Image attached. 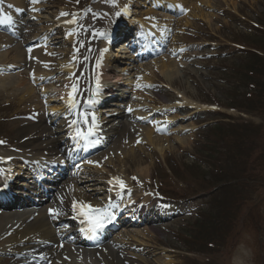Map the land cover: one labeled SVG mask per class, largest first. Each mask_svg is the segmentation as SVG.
<instances>
[{"label": "rangeland", "instance_id": "374dc122", "mask_svg": "<svg viewBox=\"0 0 264 264\" xmlns=\"http://www.w3.org/2000/svg\"><path fill=\"white\" fill-rule=\"evenodd\" d=\"M156 4L154 0H40L36 4L0 0V140L9 147L25 149L16 146L21 133L50 117L45 90L62 85L64 78L69 80L65 84L69 92L73 85L77 89L76 106L67 116L80 119L81 113L90 115L85 101L95 76L102 72L98 66L107 63L104 55L109 52L112 57L107 67L129 73L122 76L127 81L122 80L125 85L115 91L113 99L123 96L119 114L131 107L125 115L140 117L129 119L126 115L122 120L149 129L157 142L151 146L136 131L125 130L111 141L106 138L87 158L109 154V163H102L103 175L94 167L73 170L89 201H109L112 177L132 179L133 193L152 196L153 211L163 219L149 229L148 247L140 249L138 242L132 243L140 252L128 249L124 246L127 241L119 238L125 264H264V184L242 203L233 202L220 193L216 180L226 170L220 169L219 162L218 169L213 161L217 157L214 142L229 126L259 127L263 122L258 107L264 102V0H186L177 11ZM125 5L127 12L122 11ZM62 12L69 15L61 16ZM117 12L121 15L116 16ZM30 13L39 17L30 18ZM59 17L75 22L68 26L65 21L64 28ZM130 18L143 23L145 31L153 30L163 43L155 52L135 56L133 65L125 64L123 56L142 51L138 44L156 42L148 36V40L137 38L141 28L129 27L126 20ZM4 38L11 42L2 45ZM125 38L131 42L120 52L117 45ZM109 39L113 40L111 47L106 45ZM32 47L42 52L44 63L38 70L43 72L45 66L49 77L34 81L27 74L31 70L28 65L10 66L19 50L25 61H31ZM254 54L263 63L257 60L253 65ZM66 64L73 65L70 73L62 68ZM258 71L263 75L258 85L249 83ZM22 86L33 89L36 103L32 108L25 109V102L17 99L22 96ZM124 88L129 91L123 93ZM57 103L62 104L60 100ZM194 104L206 105L205 110L195 113ZM138 106H143L141 112L136 110H141ZM111 109L114 107L107 105L99 110L108 113ZM80 122L83 126L82 119ZM248 129L241 128V132ZM58 148L65 150L64 140ZM138 160L140 163L134 162ZM141 168L147 169L144 183L136 173ZM213 183L216 188L212 190ZM57 196L62 199L63 194L54 192L55 199ZM130 214L134 215V210ZM121 215L114 218L119 223L132 217ZM125 228L130 233L148 227L143 220L125 227L116 225L96 245L112 242ZM1 258L13 257L5 254Z\"/></svg>", "mask_w": 264, "mask_h": 264}, {"label": "bare ground", "instance_id": "6f19581e", "mask_svg": "<svg viewBox=\"0 0 264 264\" xmlns=\"http://www.w3.org/2000/svg\"><path fill=\"white\" fill-rule=\"evenodd\" d=\"M185 2L186 0H154V3H157L156 5L164 4L172 11H177V8H179V6ZM28 16L30 18L39 17L33 13H30ZM62 18L59 17L58 19L60 23L63 24V26L65 21L66 25L72 26V23H68V21H71V19ZM126 21L129 27L133 28L134 26H137L138 28L142 29L143 35H140L142 40H148L149 37L151 40L156 42L155 44L154 42L149 43V41H146L143 45L141 44L140 46L143 48L141 53L144 52L145 47L154 52L155 50H158L163 44L160 41V36H158L153 30L145 31L143 23L133 18H130V20L128 19ZM65 27L67 26H64V28ZM13 29L14 31H17L14 26ZM8 42L10 43L11 41L7 38H4L1 44L5 45ZM123 48L124 45L121 44L120 49ZM118 51L121 52L122 50ZM146 51L148 52V50ZM41 55L42 52L37 51L34 48L32 51V60L25 61L23 58V53L19 50L14 56L13 65L10 66L19 67L20 63L28 65L31 70L27 71V74L29 76V72L31 71L32 80L34 81L39 77L41 78L42 76L49 77L48 70H45V66H42L41 68L44 69L43 72L38 70L39 65L44 63L42 60L43 57ZM123 57H125L126 61L128 62L125 64L133 65L135 61L134 55L130 54ZM110 58L111 55L109 52H107L105 54V59L108 60L107 63L111 61ZM10 66H7V68ZM101 66L103 69L106 64ZM72 67L67 64L62 65V68L67 73L72 71ZM0 69L2 68L0 67ZM102 73V76H95V83L96 78L98 77L99 85L105 86L104 92H110L112 95L114 93V89L108 88V90H106L107 85H109V83L113 85L119 83V86H121L122 84L119 81H127V78L123 79L122 76L129 74L122 71L117 73V71L113 68H108ZM1 78L2 77L0 76V80L3 79ZM111 79L115 80L114 83L113 81L110 82ZM67 82H69V80L64 78V85L62 84L60 86L49 87L47 90H45V93H49V99L46 103V111L50 117L41 120V123L39 124L30 126L21 133L20 137H22V139L16 143V146L20 148L23 147L25 149L19 150L17 148L9 147L6 144L0 145V157L5 158V162H0V165L2 166L0 169L7 168L3 170L8 171L7 178L9 180L3 181V179H0V264H125L127 260L123 252L119 250L118 244H122L119 238H122V241H127L124 246L128 249H133L136 252H140L141 248L143 249V247L149 246L146 241L149 238V233L151 232L149 229L153 227L158 220L163 219L153 211L150 203L153 198L150 194L142 196L139 194V192H134L137 195L133 193L134 190L132 189V186L134 182L132 179L128 180L120 177L126 184V190L124 192H119V186L113 183L112 186H110L112 188H109V191L112 192L109 194V201L103 204L97 201H89L87 199V196L83 194L81 188L82 186H80V182L75 178L73 171L67 170L64 172H59L61 170L59 169V166H68V163L66 162L67 157L65 151L59 149L58 144L60 141L65 139H68V141L71 140V132L67 131L73 129L69 126V124L71 120L78 118L75 116L70 117L69 119L67 118V114L70 111V106L68 104L69 92L67 89L69 87L65 86ZM95 88L96 87H93L92 89ZM19 89L18 90L22 96L17 98L18 101L25 102V109L32 108L33 104L36 103V96L34 95L33 89L29 86L28 88L22 86L19 87ZM125 91L126 90H123V92ZM40 94L42 95L43 92ZM94 97L92 95V98ZM101 99L102 97H99L98 101ZM57 100H60L62 104L57 103ZM101 106L90 109V114L95 113V116L99 121V128L97 131L100 134H105L107 136V141H111L112 137L115 135L117 136L119 132L122 133L125 132V130H133L136 131V133H139L140 136L144 137L149 145L155 146L157 141L153 138L154 136L151 134L149 129L141 128L133 122L125 123L122 120V117L125 118V116L124 114L123 116H120L118 109L110 110V112L106 114L105 112L100 111L101 109H104L105 103H102ZM121 106L122 105L119 102L114 104L115 108ZM205 106L206 105L204 104H194V112L196 113L198 111H204ZM138 107L141 108V112L143 110V106ZM115 111H117L116 114L113 113ZM146 116L147 115L144 117ZM52 118L54 119L52 120ZM138 139L143 141V138ZM128 145L129 144H127V146ZM69 148L71 151H73L78 150L79 146L77 143H71ZM122 148L123 146H121L120 149ZM155 149L157 151L161 150L160 148ZM8 157H11V159L8 160ZM89 161H92L93 163H88ZM105 162L109 163V154L99 156L96 159L82 158L78 160V162L75 164V167L81 169L84 167H94L95 169H98L103 175L104 172L101 170V168L102 163ZM134 162L140 163V160ZM134 162L130 163L134 165ZM23 169L27 170L25 171ZM22 173H24V179L28 180L19 183L21 189L23 190L20 191V193L29 195L31 199L22 200L19 197H15L18 191L15 183H18L17 181L19 180H17V178L19 175H22ZM40 173H44V178L41 177ZM136 173L140 177L138 178L140 182L144 183V177L147 174V169L141 168L139 172ZM52 174L53 177L58 176V179L60 180V183H58L59 181L57 179L56 183L54 182L52 184V189L55 188L56 195L62 193V199H59L58 196L55 199L53 197V193L50 194L49 191L46 196H43L42 193L44 188L41 190V188L37 186L38 182L46 179V184H42H44V187L48 190V183L52 182ZM91 175H93V173H91ZM113 178L114 177H112L111 180ZM86 179L93 180L92 177H86ZM11 183H14V186H12V191L5 188L8 185L11 187ZM18 189H20V187H18ZM110 195L117 199L115 203L113 198L110 199ZM129 197L132 198L129 199ZM73 200L83 201L97 207L110 206L109 210H112L114 215L123 210V218L132 217L129 221L125 220L123 223H121V225L125 227L128 226L129 223L138 224V221L143 220L148 228H146L145 231L143 230L144 232L131 231L130 233H128L125 228L119 231V233L113 237L112 242L106 244L100 243L96 245L92 240L85 241L83 238H80V236L73 232L80 231V225L82 229L87 228L85 223L79 224L78 220H75L74 217L78 215L75 211H73ZM115 205L118 206L117 211H115ZM48 208L60 209L63 213L59 216L60 219L58 220L53 218L49 214V211L47 210ZM132 210H134V215L130 214ZM81 219L83 220L82 217ZM76 222L78 223L76 227L77 230L75 229ZM138 238H141L142 240L139 241ZM103 239H100V241ZM134 241L141 245L140 249H136V247L132 245ZM5 254H10L13 258L9 260L2 259L1 257ZM132 254L135 253L132 252ZM137 255H139V253ZM123 258L125 260H123ZM163 263L167 264L168 262L163 261Z\"/></svg>", "mask_w": 264, "mask_h": 264}, {"label": "trees", "instance_id": "16d2710c", "mask_svg": "<svg viewBox=\"0 0 264 264\" xmlns=\"http://www.w3.org/2000/svg\"><path fill=\"white\" fill-rule=\"evenodd\" d=\"M256 57L254 54L253 65L254 63L257 64V60L263 63V60ZM262 78V73L258 71L255 74V79L249 83L258 85L257 81ZM253 96L254 94L250 92L249 97ZM239 107L244 106L240 104ZM258 110L263 115V122L259 124V127L258 125L248 127L236 123L229 126V129L220 134L214 142L217 157L213 158V161L215 160L217 167L219 162L220 169L224 167L226 170L221 171V176L218 175L217 180L215 178L217 182L215 183L219 184L220 193L224 197L227 195L233 202L242 203V199L249 198L258 187L264 184V102H260ZM241 128L250 129L242 133ZM257 128L258 130L255 131L254 129ZM256 149L258 150L257 153H255ZM214 188H216L215 184L212 190ZM234 215L232 214V217ZM210 222H214L212 218Z\"/></svg>", "mask_w": 264, "mask_h": 264}, {"label": "snow or ice", "instance_id": "6c2138e0", "mask_svg": "<svg viewBox=\"0 0 264 264\" xmlns=\"http://www.w3.org/2000/svg\"><path fill=\"white\" fill-rule=\"evenodd\" d=\"M39 2L40 0H30L31 4H36ZM9 7L12 6L10 5ZM122 11L127 12L128 6L125 5ZM68 15L69 13L67 12L61 13V16H68ZM120 15L121 12L116 13V16H120ZM74 22L75 21H68V23H74ZM69 35H71V33H69ZM101 35H103V33H101ZM99 88H100L99 80H97V87L93 93V97L98 94ZM75 90H76V86L73 85V91L69 93V99H68V104L71 108H74L76 106ZM97 102L98 101L95 100L94 98L88 100L89 104H94ZM129 111H131V109H129ZM79 116L80 119L71 120L69 126L73 129V139L85 142V147H88L89 144L95 142L92 141L91 138L97 134V130L99 128V121L97 120L95 113H91L90 115L88 113H81L79 114ZM81 119L83 120V126H81V122H80ZM5 143L6 141L0 140V145ZM7 159L10 160L11 157H8ZM0 162H5V158L0 157ZM88 163H93V162L89 161ZM3 171H4L3 169H0V173H3ZM133 179L136 178L133 177ZM109 183L110 184L114 183L118 185L120 192H124L126 190V184L120 177H114L112 180L109 181ZM109 207H97L89 203L83 201H76V200H73L72 203L73 211H75L77 215L83 217L82 223H85L87 225V228L82 230L90 232L93 235L102 231L104 228L107 227L108 224L113 222L115 215L113 212L109 210ZM49 214L53 218H56L62 215L63 213L60 209L53 208V209H49Z\"/></svg>", "mask_w": 264, "mask_h": 264}]
</instances>
